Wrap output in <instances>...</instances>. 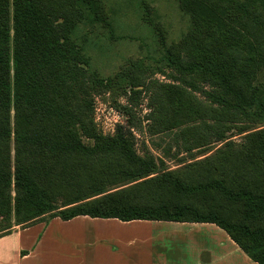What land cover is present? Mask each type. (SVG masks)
Returning a JSON list of instances; mask_svg holds the SVG:
<instances>
[{"label": "trees", "instance_id": "1", "mask_svg": "<svg viewBox=\"0 0 264 264\" xmlns=\"http://www.w3.org/2000/svg\"><path fill=\"white\" fill-rule=\"evenodd\" d=\"M176 1L190 28L161 43L156 158L93 124L95 93L152 89L134 62L90 72L78 31L112 27L105 0H0V238L57 218L214 224L264 264V0Z\"/></svg>", "mask_w": 264, "mask_h": 264}, {"label": "crops", "instance_id": "2", "mask_svg": "<svg viewBox=\"0 0 264 264\" xmlns=\"http://www.w3.org/2000/svg\"><path fill=\"white\" fill-rule=\"evenodd\" d=\"M245 259L214 224L57 218L0 238V264H247Z\"/></svg>", "mask_w": 264, "mask_h": 264}, {"label": "rangeland", "instance_id": "3", "mask_svg": "<svg viewBox=\"0 0 264 264\" xmlns=\"http://www.w3.org/2000/svg\"><path fill=\"white\" fill-rule=\"evenodd\" d=\"M105 2L112 27L107 28L100 23L93 24L90 22L92 18H88L78 31V36L85 39V55L90 60V72L99 79H111L134 62L142 66V72L147 78L146 84L148 87L152 86V89L144 90L141 95L129 92L127 96H119L122 91L114 84L108 91L95 93L93 124L103 137H114L123 129L134 138L135 149L139 155L145 156L149 151L156 158H161L163 153L153 144H162L165 147L163 143H170V139L151 136L148 129L152 123L151 116L155 104L153 88L158 83L170 82L162 73L165 68L158 61L163 45L171 46L178 43L188 32L190 18L180 10L176 0H105ZM262 73L260 83L263 84L264 71ZM124 107L130 112L127 113ZM231 133L236 134V130H232ZM233 139L239 143L241 141L239 136ZM85 142L92 144L88 140ZM166 164L169 168L175 169L173 161L166 160ZM3 220L4 215H0L1 225ZM19 229L21 228L14 227L12 231ZM245 260L247 264H254L248 259Z\"/></svg>", "mask_w": 264, "mask_h": 264}]
</instances>
